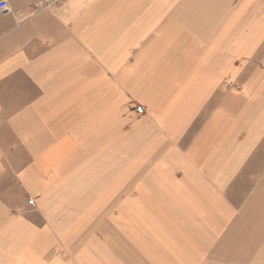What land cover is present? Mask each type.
Returning a JSON list of instances; mask_svg holds the SVG:
<instances>
[{"label": "crops", "instance_id": "1", "mask_svg": "<svg viewBox=\"0 0 264 264\" xmlns=\"http://www.w3.org/2000/svg\"><path fill=\"white\" fill-rule=\"evenodd\" d=\"M6 1L0 264H264V16L163 88V0Z\"/></svg>", "mask_w": 264, "mask_h": 264}, {"label": "rangeland", "instance_id": "2", "mask_svg": "<svg viewBox=\"0 0 264 264\" xmlns=\"http://www.w3.org/2000/svg\"><path fill=\"white\" fill-rule=\"evenodd\" d=\"M116 1L117 4L114 5L111 0H107L110 8L120 9L125 16H130L129 19L123 16L127 26L134 12L141 8L152 10L154 7H149V1L154 3L156 0ZM163 1L161 14L162 19L167 17L168 27L160 28L158 25L156 34L152 35L154 41L160 42L157 43L160 49L159 57L166 53L172 56L167 66L165 62L159 64L158 71L163 74L155 77L163 88L165 85L191 83L198 78L196 76L194 79L195 74L198 75L203 70L218 69L220 64L224 69V64L237 52L235 39L239 42V51L242 47L240 41L245 37L247 11L255 10L259 12L256 15L264 16V0H169L170 3L173 2V7L167 12L164 4L170 3ZM109 15L116 23H119L122 17V14H119L120 16L113 19L112 13ZM222 84L224 85V82ZM216 91L210 94L211 100L217 99L219 91Z\"/></svg>", "mask_w": 264, "mask_h": 264}, {"label": "built area", "instance_id": "3", "mask_svg": "<svg viewBox=\"0 0 264 264\" xmlns=\"http://www.w3.org/2000/svg\"><path fill=\"white\" fill-rule=\"evenodd\" d=\"M0 10H2L4 12L9 11V4L6 0H0Z\"/></svg>", "mask_w": 264, "mask_h": 264}]
</instances>
